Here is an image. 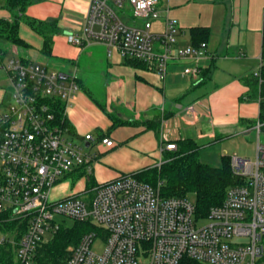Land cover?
Returning a JSON list of instances; mask_svg holds the SVG:
<instances>
[{"label": "built area", "instance_id": "built-area-1", "mask_svg": "<svg viewBox=\"0 0 264 264\" xmlns=\"http://www.w3.org/2000/svg\"><path fill=\"white\" fill-rule=\"evenodd\" d=\"M158 4L89 0L81 27L67 40L79 48L103 45L109 56L117 52L125 60L143 62L164 78L178 26L168 20L164 32H152L161 18ZM205 48V43L191 46L180 55L197 58ZM0 72L10 81L0 103V217L16 223L0 244L14 245L17 264H37L39 247L69 228L66 221L93 226L71 249L67 264H264L263 145L258 143L254 159L231 158L240 182L206 216L198 214L193 197H164L161 184L153 187L133 176L55 198L54 188L64 177L89 180L98 157L86 152L97 139L86 135L89 145L82 146L70 138L65 124L66 110L80 91L78 74L19 57L5 60L1 48ZM200 74L198 67L184 70L185 76ZM58 104L64 106L61 121ZM262 126L258 122L257 129ZM99 142L115 147L109 137ZM175 149L169 143L162 151ZM199 219L209 223L199 227ZM96 245H102L100 252Z\"/></svg>", "mask_w": 264, "mask_h": 264}, {"label": "crops", "instance_id": "crops-1", "mask_svg": "<svg viewBox=\"0 0 264 264\" xmlns=\"http://www.w3.org/2000/svg\"><path fill=\"white\" fill-rule=\"evenodd\" d=\"M5 6V1L0 0V20L11 21L12 14ZM88 7L89 0H33L27 8L25 17L55 22L60 29L53 39L51 59L41 52L43 38L25 22L20 23L19 36L28 48L0 39L5 60L19 57L65 73L77 69L80 91L66 110L69 136L84 142L86 135H93L98 143L91 149L99 156L93 163L92 181L83 179L69 191L159 166L169 151L162 148L169 143L193 140L205 146L242 133V122L259 117V103L247 97L249 88L244 78L257 75L262 65L264 0H159L161 18L153 23L152 32H164L168 20L178 26L164 78L150 69L126 65L117 52L109 56L103 45L79 48L69 44L68 34L79 30ZM127 21L133 23L131 18ZM195 29L205 31L203 40L202 35H198L200 41L195 40ZM202 43L206 48L197 58L180 55L181 51ZM103 56L106 65L99 76L104 78L106 87L95 95L96 78L91 70ZM53 61L59 63V70L53 68ZM196 67L200 76L184 75L185 69ZM203 72L207 73L206 78L202 77ZM0 86H10L3 72ZM3 90L0 88V103ZM117 121L127 124L115 127ZM104 137L111 138L115 147L102 145L99 141ZM58 196L64 197L59 193Z\"/></svg>", "mask_w": 264, "mask_h": 264}, {"label": "trees", "instance_id": "trees-1", "mask_svg": "<svg viewBox=\"0 0 264 264\" xmlns=\"http://www.w3.org/2000/svg\"><path fill=\"white\" fill-rule=\"evenodd\" d=\"M4 1L5 7L12 14V20H0V39H4L18 47L28 48L29 46L19 36L20 23L21 21L25 22L43 38L44 45L41 52L45 57L51 59L53 39L60 33L57 24L25 17L24 13L33 0ZM203 33L205 31L201 29L192 31V35L198 41L201 40L198 35H202L203 40ZM195 45L199 46L200 44ZM23 60L26 62V59ZM261 63L259 73L245 77L244 84L249 88L247 97L259 103L258 122L264 124V26ZM125 64L135 69L149 70V67L140 61L126 60ZM202 77L206 78L207 73L203 72ZM56 110L58 119L60 121L64 120V106L58 104ZM65 124L68 126L66 119ZM125 124L127 123L117 121L115 127ZM174 143L176 149L165 152L163 161L159 166L145 168L131 176L153 187L161 184L160 190L164 197H193L198 214L206 216L211 208L223 203L227 190L240 182V179L231 171V158L223 157L222 166L214 168L201 161V145L197 142L179 140ZM89 181H92L91 177H89ZM15 226L16 223H7L4 218L0 217L1 234L12 231ZM92 229L91 224L82 225L78 223L74 227L62 228L51 242L39 247L36 257L37 264H67L71 249L77 245L83 234ZM0 264H17L15 247L8 241L0 244ZM187 264L198 263L188 262Z\"/></svg>", "mask_w": 264, "mask_h": 264}, {"label": "rangeland", "instance_id": "rangeland-1", "mask_svg": "<svg viewBox=\"0 0 264 264\" xmlns=\"http://www.w3.org/2000/svg\"><path fill=\"white\" fill-rule=\"evenodd\" d=\"M101 51H104L101 49ZM24 53L22 50L19 52V55L22 56ZM111 61V60H110ZM55 62V66H53L54 69L59 70V63L57 61ZM105 57L101 58L99 60V63L91 70L92 77L94 79L96 78V85L94 86V93L95 95H99L101 90L104 89L106 86H103L104 78H101L99 76L100 69L105 68ZM100 67V68H98ZM77 72V69H73ZM7 86H0V88H6ZM205 87H202V90H204ZM101 89V90H100ZM98 97V96H97ZM118 114V113H117ZM114 115L115 118H119L118 115ZM250 122H242L240 125V131L242 133L233 135L229 138H224L221 141L213 142L210 144H207L205 146H201L200 150V159L203 163L218 168L222 166V159L223 157L232 158L234 156L242 157V158H248V159H254L257 155V146L258 143L264 146V124H262V129L259 131L257 129L258 126V118H253L252 120H249ZM254 125L253 128L248 131V127L251 125ZM75 141V140H74ZM76 143L85 146V143L83 141L76 140ZM165 148V147H164ZM86 152L91 154H96L95 149H86ZM98 155V154H96ZM99 156V155H98ZM81 177L78 175H68L61 179L60 183L57 184L54 188V197L58 198V193L61 196H64L66 192L71 193L72 190L76 187L77 184H79V181ZM80 179V180H79ZM86 181V179H85ZM62 183V187L59 186ZM85 183V182H84ZM83 184V183H82ZM209 223L206 219H199L197 221V225L199 227L205 226ZM66 224L70 227H74L75 223L72 221H66ZM2 234L0 233V237ZM102 245H96L95 250L101 251Z\"/></svg>", "mask_w": 264, "mask_h": 264}, {"label": "water", "instance_id": "water-1", "mask_svg": "<svg viewBox=\"0 0 264 264\" xmlns=\"http://www.w3.org/2000/svg\"><path fill=\"white\" fill-rule=\"evenodd\" d=\"M86 146H88V145H86Z\"/></svg>", "mask_w": 264, "mask_h": 264}]
</instances>
